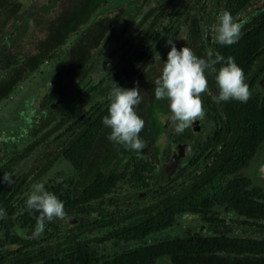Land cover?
Returning a JSON list of instances; mask_svg holds the SVG:
<instances>
[{"label":"trees","instance_id":"16d2710c","mask_svg":"<svg viewBox=\"0 0 264 264\" xmlns=\"http://www.w3.org/2000/svg\"><path fill=\"white\" fill-rule=\"evenodd\" d=\"M17 1L0 0V28L9 23L11 8ZM108 1L56 0L51 9L26 27L22 34V41L26 43L23 47L5 45L0 49L1 102L71 36L77 35L42 96L39 109L45 116L31 132L34 141L0 165V180L6 173L12 180L10 185L0 182V210L5 213L0 218V230L7 247L6 252L0 250V264L9 258L12 260L8 264H155L163 257L169 264H264V237H254L264 235V193L238 174L264 141V89L261 93H252L264 73V10L242 25L237 42L231 45L215 42L207 50L200 13H205L203 24L208 26L218 12L212 2L220 5L221 14L228 11L234 16L255 0H203L199 6L201 0H193L157 32L155 27L174 1L166 0L147 12L137 24L138 40L129 56H120L121 60L96 82H86L77 92L79 98L75 103L65 106L64 97L71 86L85 79L86 71L96 65L115 41L111 28L122 16L123 8L108 11L83 29ZM156 11L149 25L142 29ZM180 26L186 27L180 48L190 47L201 58H207L210 52L220 54L225 61L232 57L245 74L251 97L246 103L236 100L217 103L214 99L219 92L216 75L223 65H215L217 72L206 71L208 91L203 93L204 118L211 124L212 132L196 146L188 160L192 170L185 172L184 167H178L175 177L169 180L175 187H161L158 179L152 178L160 159L159 138L169 127L172 143L186 144L190 132L187 128L180 134L175 133L169 119V101H158L154 95V81L167 61L164 46ZM108 54L112 57L115 52ZM155 56L147 70H139L141 63ZM114 82L125 89L135 87L138 82L141 89L142 102L137 114L145 121L140 133L146 144L142 151L127 149L108 139L111 129L104 126L103 118L108 115V94ZM53 134H56L53 146L46 145L33 158L30 172L37 177L59 159L68 162L76 175L55 184H44V188L63 201L65 216L88 221L68 228L60 240L55 241L53 236L23 238L13 233V228L16 225L21 229L35 228L40 213L26 208L27 175H16L14 169ZM179 178L182 182L178 184ZM120 182L127 183L132 190H157L145 205L128 196L122 199L124 204L115 202L116 207L111 208L109 196ZM217 208L243 218L239 221L245 227L241 232L248 230V235L237 237L222 231L215 235L191 234L146 242L174 227L177 219L186 214L198 215L207 225L218 226L222 221L215 217ZM45 228L59 229L55 219L46 222ZM97 231H102L101 235H92ZM109 241L143 243L109 259L92 248Z\"/></svg>","mask_w":264,"mask_h":264},{"label":"rangeland","instance_id":"374dc122","mask_svg":"<svg viewBox=\"0 0 264 264\" xmlns=\"http://www.w3.org/2000/svg\"><path fill=\"white\" fill-rule=\"evenodd\" d=\"M192 1L193 0H174L173 3H171L170 6H168L165 10L163 19L155 27V30L159 32L164 26L167 25L169 19H172L180 12H183V8L186 5L192 3ZM55 2L56 0H18L17 2L13 3V7L11 8L13 13L10 15L9 23L4 29L0 28V49L5 45L12 48L20 45L23 47V45L26 43L22 41V34L26 30V27L32 20H38L40 15L51 9ZM165 2L166 0H109L94 13L83 29L89 26L97 17L104 15L108 11L123 8L122 16L117 18L115 26L111 28V31H113V33L116 35L112 47L103 53L102 57L92 69L86 71V77L82 82L78 81L71 86L70 90L64 97L65 106L75 103L77 98H79L77 92L80 91L86 82H96L98 78L102 77L110 70L111 66L121 60L120 56H129L138 40L136 38V33L138 31H135L137 24L147 12L157 8L159 4H164ZM201 2L202 0L197 6H199ZM257 4L260 3L254 2L253 5L249 6L243 12L234 15L233 18L237 22L241 23V25L245 24L250 20L252 15H254L253 13H255H251V11L259 7ZM211 5H213L214 8L218 10V12L214 13V15L211 17L208 27H204L202 25V35L207 44V50H209L212 44L216 42V33L214 29L217 25V17L221 14L220 5L216 6L214 2H212ZM157 13L158 11L154 12L152 16L147 19L142 29L149 25L152 18ZM200 16L203 22L205 13L201 12ZM185 32L186 27L180 26L170 39L174 41L178 50L180 49V41L185 37ZM76 38L77 35L71 36L50 59L45 61L42 65L30 73L19 85L14 88V90L8 95L6 99L0 102V165L12 157L17 151L22 150L34 141V138L31 137V132L39 125L40 121L45 116V113L39 109L42 96L49 87L55 72L59 70L60 66L66 59V52ZM163 50L169 52L170 45L166 43ZM109 51H114L115 55L110 57L108 54ZM155 58L156 56L152 57L147 62L141 63L138 66L139 70H147L152 65ZM263 89L264 74L259 78L254 89L252 90V93H261ZM202 99H204L203 94ZM197 122V130L194 128V123L190 127V132L187 137L186 150L184 151V158L181 164L178 166L184 167L185 172H190L192 170L191 167L187 165V163L196 148V144L204 141V139L212 132V126L208 121L205 120V118L203 120H198ZM169 132L170 128L166 127L164 135H162L157 142V145L160 149V159L152 173V178H157L158 185L161 187L174 185L170 184L169 180L175 177L176 170L178 168L177 167L175 170H171L169 167V160L175 149V144L169 139ZM56 134L50 136L47 142L39 145L27 158L19 162L14 169V174L16 175H27L25 178L27 181V189L24 191L25 197H28V195L33 191V185L37 183L51 185L59 182L60 180L73 178L76 175V172L69 165V163L61 159L56 161L46 173L37 177H35L36 173L30 172L33 158L37 156V154H39L46 145H49V147L53 146L51 143L53 142L52 140ZM248 164V168L244 170L242 174L253 177L254 182L258 183L254 178V169L257 165V175L262 178V184H264V144ZM181 182L182 179L179 178L177 183L179 184ZM155 190L157 189L147 188L146 190L142 191L132 190L127 183L120 182L116 185L109 198L112 199L111 202L114 204L115 202L122 203V199L130 196L139 205H145L149 203L152 196L154 195ZM113 204L111 208L116 207L115 204L114 206ZM122 211H124V209H122ZM217 212L223 222L232 229L230 235L237 237L248 235V230L245 233L241 232V230L245 229L244 226L239 224L241 218L232 213L224 214L219 209H217ZM93 217L94 215L90 216L88 219H92ZM86 221L88 220H79L75 216H64L63 219H55V223L59 227L57 231H54L52 228H45L47 233H45L44 230L42 234L37 236L34 234L35 228L21 229L16 225L13 228V233L23 238L38 237L49 239V236H53V238L55 237L56 241L62 239L65 231L68 228L75 224ZM101 232L102 231H97L92 235L99 236L101 235ZM191 234L210 235L211 232L206 229V224L200 221L197 216L184 215L177 219L176 225L174 227L164 231L159 235L148 238L146 242L153 243L165 238L181 237L183 235ZM254 237H264V235ZM3 240V231L0 230V250L2 252H6L7 247L4 245ZM142 243L128 242L113 244L111 241H109L96 244L92 246V248L95 249L99 255L105 256L107 259H109L114 254L124 250L132 249L136 246H140ZM11 260L12 259L10 258L7 259L5 264H8L11 262ZM155 264H169V262L167 258L163 257L156 260Z\"/></svg>","mask_w":264,"mask_h":264},{"label":"clouds","instance_id":"9594fccd","mask_svg":"<svg viewBox=\"0 0 264 264\" xmlns=\"http://www.w3.org/2000/svg\"><path fill=\"white\" fill-rule=\"evenodd\" d=\"M241 28V23L237 22L230 12L223 11L217 17L215 41L221 45H231L239 40ZM167 44L170 45V51L159 77L154 81V95L158 101H169V119L176 134L190 128L195 121L204 119L202 94L208 91L206 71L217 72L215 65L218 63L223 66L216 75L219 92L214 98L215 101L219 103L236 100L246 103L250 99L251 91L245 74L232 57L225 61L220 54L210 52L207 58H201L190 47L184 46L178 50L173 40H167ZM108 99V115L103 118L104 126L111 129L108 139L127 149L142 151L146 144L140 138V133L145 121L137 114V107L142 102L138 82L135 87L129 89L114 82ZM0 182L10 185V174H4ZM26 208L40 213L34 233L37 236L45 230L46 222L63 219L66 214L63 201L54 193L46 191L41 183L33 185V191L26 199ZM4 215L3 210H0V218Z\"/></svg>","mask_w":264,"mask_h":264},{"label":"flooded vegetation","instance_id":"af4514ba","mask_svg":"<svg viewBox=\"0 0 264 264\" xmlns=\"http://www.w3.org/2000/svg\"><path fill=\"white\" fill-rule=\"evenodd\" d=\"M203 1V0H202ZM254 2H259L260 4H257L259 7L257 8V9H254V10H252L251 12H255V13H257V12H259V11H263L264 10V0H255ZM254 2L251 4V5H253L254 4ZM250 5V6H251ZM249 7V6H248ZM247 7V8H248ZM246 8V9H247ZM255 13H253L254 15H255ZM253 16V15H252ZM202 25L204 26V24H203V22H202ZM209 25V24H208ZM204 27H208V26H204ZM264 74V73H263ZM262 74V75H263ZM261 75V76H262ZM258 82V81H257ZM205 140V139H204ZM201 143V142H200ZM200 143H197L196 144V146L197 145H199ZM178 144H181V143H178ZM178 144H175V146L176 145H178ZM263 144H264V141L260 144V146L258 147V149H257V151H256V154L259 152V150H260V148L263 146ZM186 145V144H185ZM255 154V155H256ZM254 155V156H255ZM249 165V164H248ZM248 165L244 168V169H242L238 174L241 176V177H243V178H246V179H248L249 180V185L250 186H254V187H257V188H259V189H261L262 190V192L264 193V184H262V178H260L258 175H257V172H256V168H257V165L255 166V169H254V178L256 179V182H258V183H255L254 182V179H253V177H250V176H248V175H243L242 174V172L244 171V170H246L247 168H248ZM255 173H256V175H255ZM217 209H219V210H221L224 214H227V213H232V214H234V215H236L234 212H232V211H225L223 208H217ZM217 209H215L216 210V218H218V219H220L221 221H222V223H220L218 226H209V225H207L206 223V229L209 231V232H211V234L210 235H215L216 233H222V231H227V233L229 232V234L232 232V229L231 228H229V226L226 224V223H224L223 222V220L220 218V216L217 214L218 212H217ZM186 215H189V214H186ZM182 216H184V215H182ZM193 216H197L198 218H199V220L200 221H202L201 219H200V217L198 216V215H193ZM237 216V215H236ZM237 217H239V216H237ZM239 218H241V217H239ZM241 220H243V218H241Z\"/></svg>","mask_w":264,"mask_h":264},{"label":"water","instance_id":"95a60500","mask_svg":"<svg viewBox=\"0 0 264 264\" xmlns=\"http://www.w3.org/2000/svg\"><path fill=\"white\" fill-rule=\"evenodd\" d=\"M198 122H194V128L197 130ZM186 150L185 144H178L175 146V149L171 155V158L169 160V167L171 170H175L182 162L184 158V151Z\"/></svg>","mask_w":264,"mask_h":264}]
</instances>
